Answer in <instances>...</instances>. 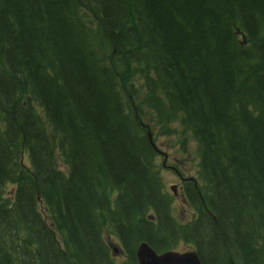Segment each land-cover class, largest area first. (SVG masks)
<instances>
[{
    "label": "trees",
    "instance_id": "1",
    "mask_svg": "<svg viewBox=\"0 0 264 264\" xmlns=\"http://www.w3.org/2000/svg\"><path fill=\"white\" fill-rule=\"evenodd\" d=\"M168 136L195 144L187 223ZM142 242L264 264V0H0V264H138Z\"/></svg>",
    "mask_w": 264,
    "mask_h": 264
},
{
    "label": "rangeland",
    "instance_id": "2",
    "mask_svg": "<svg viewBox=\"0 0 264 264\" xmlns=\"http://www.w3.org/2000/svg\"><path fill=\"white\" fill-rule=\"evenodd\" d=\"M175 127H179V123H174ZM150 133V132H149ZM191 136H187V140L189 142L188 145V152L183 154L181 152V145L176 144V136H168V137H162L158 139V146L167 152L168 154V164L175 166L179 171L181 172L182 176L184 178L189 177H196L197 176V169L196 165L198 163V160L195 157V144L192 142ZM163 157H160L157 159L158 165H163ZM23 162L26 165H30V160L27 154L23 156ZM58 166L60 168H64V165L58 157L57 159ZM164 167V166H163ZM161 176L164 183V189L170 190L173 184H176L178 186L181 185V180L179 176L176 174V172L170 168L164 167L161 172ZM10 189V186L9 188ZM180 192V190H178ZM175 215L176 217L181 220L183 223L189 222L191 219L196 217V212L192 206H190L183 198V196H177L174 198L173 202ZM192 247L188 244L181 243L176 250H190Z\"/></svg>",
    "mask_w": 264,
    "mask_h": 264
},
{
    "label": "water",
    "instance_id": "3",
    "mask_svg": "<svg viewBox=\"0 0 264 264\" xmlns=\"http://www.w3.org/2000/svg\"><path fill=\"white\" fill-rule=\"evenodd\" d=\"M149 136L152 140L151 133ZM154 147L156 146L154 145ZM171 189L175 193L176 185H173ZM150 219H153V216H150ZM136 256L138 264H203L196 249L187 251L168 250L158 253L147 242L139 244Z\"/></svg>",
    "mask_w": 264,
    "mask_h": 264
},
{
    "label": "flooded vegetation",
    "instance_id": "4",
    "mask_svg": "<svg viewBox=\"0 0 264 264\" xmlns=\"http://www.w3.org/2000/svg\"><path fill=\"white\" fill-rule=\"evenodd\" d=\"M165 167H171V166H165ZM172 168V167H171ZM173 169V168H172ZM179 176H182L181 175V173L179 172V170L177 169V168H175V169H173ZM185 181L186 180H183V181H181V185L180 186H178V190H180V192H179V194L177 195V196H179V195H181V192H183V194H184V192H185V185H184V183H185Z\"/></svg>",
    "mask_w": 264,
    "mask_h": 264
},
{
    "label": "bare ground",
    "instance_id": "5",
    "mask_svg": "<svg viewBox=\"0 0 264 264\" xmlns=\"http://www.w3.org/2000/svg\"><path fill=\"white\" fill-rule=\"evenodd\" d=\"M149 139L151 140L150 136H149ZM137 251V250H136Z\"/></svg>",
    "mask_w": 264,
    "mask_h": 264
}]
</instances>
